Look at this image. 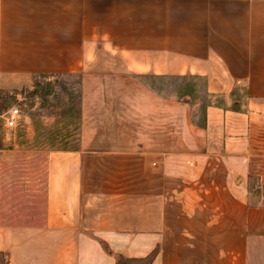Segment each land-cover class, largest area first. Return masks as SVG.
<instances>
[{"label":"crops","instance_id":"crops-1","mask_svg":"<svg viewBox=\"0 0 264 264\" xmlns=\"http://www.w3.org/2000/svg\"><path fill=\"white\" fill-rule=\"evenodd\" d=\"M62 73L79 143L20 201L0 152V264H264V0H0V86Z\"/></svg>","mask_w":264,"mask_h":264},{"label":"rangeland","instance_id":"rangeland-1","mask_svg":"<svg viewBox=\"0 0 264 264\" xmlns=\"http://www.w3.org/2000/svg\"><path fill=\"white\" fill-rule=\"evenodd\" d=\"M79 82V75L74 73L39 74L19 87L0 86L2 183L10 199L20 201L26 194L34 199L40 198L49 150L78 145ZM155 84L160 91L168 94L184 88V80L172 77L158 78ZM204 99L207 96L204 95ZM14 106L20 108L21 114L19 123L10 127L5 123V116ZM36 189L40 192L36 193ZM144 263V260L128 262ZM1 264H5L4 258Z\"/></svg>","mask_w":264,"mask_h":264},{"label":"built area","instance_id":"built-area-1","mask_svg":"<svg viewBox=\"0 0 264 264\" xmlns=\"http://www.w3.org/2000/svg\"><path fill=\"white\" fill-rule=\"evenodd\" d=\"M20 114V108L16 106L10 108L5 116L6 125L10 127L17 125L19 123Z\"/></svg>","mask_w":264,"mask_h":264}]
</instances>
